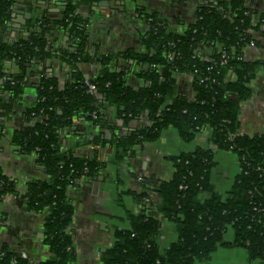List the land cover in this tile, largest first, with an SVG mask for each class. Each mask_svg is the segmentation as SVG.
Wrapping results in <instances>:
<instances>
[{
    "label": "trees",
    "instance_id": "trees-1",
    "mask_svg": "<svg viewBox=\"0 0 264 264\" xmlns=\"http://www.w3.org/2000/svg\"><path fill=\"white\" fill-rule=\"evenodd\" d=\"M14 1L0 0V28L10 21ZM201 1L204 4L196 8L193 22L183 29L141 9L138 16L145 19L147 29L144 49L135 52L93 49L90 20L78 13L74 0H62L57 20L27 21V39H0V132H4L5 105L20 101L28 85L35 92L26 105L28 125L14 134L13 141L24 153H35L44 170L43 178L29 182L20 198L28 210L42 214L43 242L51 252L48 258L32 262L4 246L0 264L73 261L68 233L73 208L66 188L76 179L97 176L104 167L96 154L75 155L62 146V136L75 134L74 120L79 118L89 121L94 131L78 147L89 143L111 148L110 163L116 166L117 178L139 148L157 141L169 127L184 143L198 134L208 135L206 144L168 158L169 179L144 183L140 193L127 192L147 201L148 207L125 214L130 228L115 229V243L102 254L103 264H198L220 246L242 247L248 261L264 264V133H239L241 105L250 97L249 82L255 72V65L244 58V50L256 43L251 33L254 14L247 0ZM47 23L68 35V47L47 41L43 34ZM204 48L211 51L208 58L201 55ZM223 56L226 64L221 63ZM53 58L72 70L63 87L44 70H33L35 64L43 66ZM130 58L132 65L127 62ZM11 60L19 66L17 73L5 70ZM79 65L94 68V74L84 76ZM130 75L137 84L129 81ZM32 77L36 81L28 84ZM182 77L190 84L180 85ZM86 83L96 91L89 93ZM107 112L121 121L122 129L109 125ZM100 128L109 129L110 138ZM211 146L231 151L239 160L240 172L224 196L211 181L215 165ZM11 193L12 182L0 172V200ZM164 222L173 224L176 237L162 249Z\"/></svg>",
    "mask_w": 264,
    "mask_h": 264
},
{
    "label": "crops",
    "instance_id": "crops-1",
    "mask_svg": "<svg viewBox=\"0 0 264 264\" xmlns=\"http://www.w3.org/2000/svg\"><path fill=\"white\" fill-rule=\"evenodd\" d=\"M78 3V13L88 17L91 25V46L93 49L112 52L143 50L142 39L147 29L145 19L138 16L144 9L157 14L176 29H183L193 22L196 8L204 4L201 0H74ZM62 0H15L10 11V21L0 28V39L17 41L27 39L30 31L27 21L33 19L57 20L63 7ZM248 7L254 14L255 24L252 29L256 41L252 47L244 50V58L255 65V72L249 82L250 97L242 103L239 116V133H264V0H247ZM43 34L47 41L57 47H68V35L58 26L47 23ZM174 28V29H175ZM40 29V28H39ZM38 29V31H39ZM210 49L204 48L201 55L208 58ZM133 59L127 60L129 65ZM7 72L19 71L13 60L5 63ZM84 76L93 75L95 69L89 65H79ZM121 67L122 66L121 64ZM37 70H44L48 77L54 76L63 87L71 77L69 65L57 59H50L45 64H35ZM29 72V70H28ZM30 77V76H26ZM132 84H137L134 76H128ZM228 79H232L229 74ZM36 77L30 78L34 83ZM190 81L182 77L180 85H189ZM24 89L20 101L5 105L0 132V172L14 186V193L0 200V249L8 246L21 253L23 258L32 262L44 260L51 256L49 247L43 242V216L28 210L23 199L29 182L42 179L44 170L36 160L35 153H24L14 143L13 136L24 131L28 125L25 118L26 105L35 98L31 85ZM105 119L109 125L122 129L121 121L111 112ZM75 134L64 138L62 146L72 150L75 155L91 156L96 154L104 167L98 175L76 179L66 188V199L73 208L68 226V233L74 249V259L70 264H103L102 254L114 245L115 229H129L125 214L137 213L147 201H138L128 191L140 193L144 183L156 184L170 178L172 165L168 159L180 151H191L199 143L206 144L207 134H198L190 143H184L178 137L176 129L169 127L161 133L160 138L152 143H145L124 165V170L117 178L116 166L110 163L112 149L108 146H92L81 141L91 139L94 127L79 118L74 120ZM99 131L105 138H110L107 128ZM208 133V132H207ZM215 165L211 171V181L222 195L230 188L234 177L240 172L239 160L231 151L218 150L214 146ZM95 151V152H94ZM118 179L120 180L119 182ZM231 235V234H230ZM229 235L228 238H231ZM176 237L174 226L164 222L160 230V244L164 249ZM198 264H253L247 259L246 250L242 247H217L206 261Z\"/></svg>",
    "mask_w": 264,
    "mask_h": 264
},
{
    "label": "built area",
    "instance_id": "built-area-1",
    "mask_svg": "<svg viewBox=\"0 0 264 264\" xmlns=\"http://www.w3.org/2000/svg\"><path fill=\"white\" fill-rule=\"evenodd\" d=\"M250 45H253V43L251 42ZM221 63H222V64H226V63H227V59H226L225 56L222 57ZM86 86H87V91H88L89 93H94V92L96 91L94 85L89 84V83H86ZM11 264H15V263L12 262Z\"/></svg>",
    "mask_w": 264,
    "mask_h": 264
},
{
    "label": "rangeland",
    "instance_id": "rangeland-1",
    "mask_svg": "<svg viewBox=\"0 0 264 264\" xmlns=\"http://www.w3.org/2000/svg\"><path fill=\"white\" fill-rule=\"evenodd\" d=\"M252 263V262H251Z\"/></svg>",
    "mask_w": 264,
    "mask_h": 264
}]
</instances>
